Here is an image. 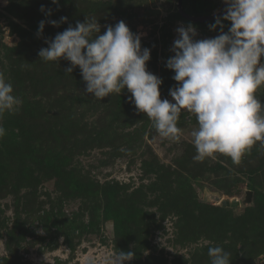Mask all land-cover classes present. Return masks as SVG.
I'll return each instance as SVG.
<instances>
[{
  "label": "rangeland",
  "instance_id": "374dc122",
  "mask_svg": "<svg viewBox=\"0 0 264 264\" xmlns=\"http://www.w3.org/2000/svg\"><path fill=\"white\" fill-rule=\"evenodd\" d=\"M177 2L0 0V73L21 100L15 112L0 117V262L108 264L131 250L135 257L125 264H211L208 249L220 246L231 264H264L260 141L240 164L221 153L196 161L194 114L181 110L178 141L162 137L129 102L127 88L96 99L84 91L79 66L66 73L70 61L44 62L38 55L46 39L87 16L98 20L101 34L124 20L151 50L147 69L163 80L161 99L172 100L169 90L178 82L166 63L175 55L176 29L191 23L195 39L220 34L184 19L169 22ZM206 2L216 4L214 12L227 6ZM63 16L67 22L46 23L37 35L41 20ZM256 95L264 102V86ZM205 188L239 200L252 190L253 200L224 206L205 200ZM109 202L125 208L118 228L107 214Z\"/></svg>",
  "mask_w": 264,
  "mask_h": 264
},
{
  "label": "clouds",
  "instance_id": "9594fccd",
  "mask_svg": "<svg viewBox=\"0 0 264 264\" xmlns=\"http://www.w3.org/2000/svg\"><path fill=\"white\" fill-rule=\"evenodd\" d=\"M52 2L59 4V0ZM225 3L223 18L217 17L209 26L220 30L214 38L195 39L197 31L191 23L176 29L178 38L171 49L175 55L166 63L178 82L169 90L172 100L161 99L163 80L147 69L151 50L142 48V34L134 33L124 20L107 25L101 34L98 20L87 16L84 22L77 21L74 27L69 25L46 39L48 46L38 55L44 62L70 61L66 73L79 66L86 82L84 91L96 99L127 88L129 102L138 112L146 113L162 137L180 139L177 121L181 110H187L198 122L192 132L197 152L193 159L203 161L221 153L240 164L257 141L264 147V102L256 95L264 86V0ZM41 11H45L44 5ZM46 14L51 15V9ZM67 20L66 16L59 21L41 20L37 35L43 33L46 23L58 26ZM225 20L231 22L227 31ZM13 93L12 83L0 73V117L20 106V98ZM4 134L0 126V137ZM208 255L211 264H231L230 253L220 246L209 247ZM134 257L133 251L121 250L108 264H125Z\"/></svg>",
  "mask_w": 264,
  "mask_h": 264
},
{
  "label": "trees",
  "instance_id": "16d2710c",
  "mask_svg": "<svg viewBox=\"0 0 264 264\" xmlns=\"http://www.w3.org/2000/svg\"><path fill=\"white\" fill-rule=\"evenodd\" d=\"M183 5H184V9L187 12H189L190 14H194V15H203V14L213 13L217 7L215 3H207L206 0H183ZM220 18L222 19L223 16ZM182 19L187 20V21L192 22V23H195V24H198V25H201L202 27L208 28V29H211L209 26L211 24H214L215 20H216L215 19V20H210V21H206V22H194V21H191V20L183 17L178 9L175 12H172L171 14L168 15V21L171 23L175 20H182ZM223 23H224V30H228V27H230L231 22L225 20ZM57 162H58L57 158L55 156H52L51 164L55 167V169H57L59 172L64 174V172L61 168L62 166L58 165ZM71 179H72V183H75V182H73L74 181L73 175H71ZM108 205H109V211L107 214L111 215V217L115 221V224L118 228V227H120V225H122L121 220H122L123 215H121V212H124L125 208L121 205L115 206L114 204H112V202H109ZM8 263L19 264V263H16L14 261L0 262V264H8Z\"/></svg>",
  "mask_w": 264,
  "mask_h": 264
},
{
  "label": "water",
  "instance_id": "95a60500",
  "mask_svg": "<svg viewBox=\"0 0 264 264\" xmlns=\"http://www.w3.org/2000/svg\"><path fill=\"white\" fill-rule=\"evenodd\" d=\"M177 7L183 17L191 21H194V22H206L210 20H215L217 17H222L224 14V10H219V11H216L210 14H203V15L190 14L184 9L183 0H178ZM262 59H263V56L261 57V62H262ZM252 196H253V191L247 190L246 195L242 200H239L238 197H233L231 199H225L219 192L212 191L209 188H205L204 199L207 201L221 202L224 206H232V205L237 206L241 204V202L246 203V204L251 203L253 200Z\"/></svg>",
  "mask_w": 264,
  "mask_h": 264
}]
</instances>
